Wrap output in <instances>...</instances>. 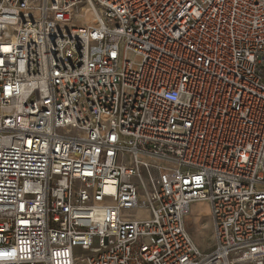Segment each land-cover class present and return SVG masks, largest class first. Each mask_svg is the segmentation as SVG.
<instances>
[{
    "label": "built area",
    "instance_id": "obj_1",
    "mask_svg": "<svg viewBox=\"0 0 264 264\" xmlns=\"http://www.w3.org/2000/svg\"><path fill=\"white\" fill-rule=\"evenodd\" d=\"M0 264H264V0H0Z\"/></svg>",
    "mask_w": 264,
    "mask_h": 264
},
{
    "label": "rangeland",
    "instance_id": "obj_2",
    "mask_svg": "<svg viewBox=\"0 0 264 264\" xmlns=\"http://www.w3.org/2000/svg\"><path fill=\"white\" fill-rule=\"evenodd\" d=\"M205 209L206 205L204 206L201 203L193 204L190 208V213L186 220L187 230L191 232L193 236H197L198 238L203 239L205 241L204 246H206V243L210 244V242H212V235H210L211 230L206 227V223L210 218L209 215L205 214ZM132 216L135 218H142L146 216V213H134V215Z\"/></svg>",
    "mask_w": 264,
    "mask_h": 264
},
{
    "label": "crops",
    "instance_id": "obj_3",
    "mask_svg": "<svg viewBox=\"0 0 264 264\" xmlns=\"http://www.w3.org/2000/svg\"><path fill=\"white\" fill-rule=\"evenodd\" d=\"M202 205H206V209H205V213L207 214V215H210V210H209V206L206 204V203H201ZM210 218V217H209ZM206 227H208V229L209 230H211V233H210V235H212V242H210V244L209 243H206V246H204V243H205V241L203 240V239H200V238H198L197 236H193L192 235V233L190 232V234L193 236V238L195 239V241L197 242V244L201 247L202 246V248L204 249V250H211V249H213V247H214V241H213V235H214V228H213V223H212V220H211V218L209 219V221L206 223Z\"/></svg>",
    "mask_w": 264,
    "mask_h": 264
},
{
    "label": "bare ground",
    "instance_id": "obj_4",
    "mask_svg": "<svg viewBox=\"0 0 264 264\" xmlns=\"http://www.w3.org/2000/svg\"><path fill=\"white\" fill-rule=\"evenodd\" d=\"M137 214H139V213H137ZM206 214V213H205ZM204 215V214H203ZM135 218V217H134ZM138 218H141V217H138Z\"/></svg>",
    "mask_w": 264,
    "mask_h": 264
}]
</instances>
